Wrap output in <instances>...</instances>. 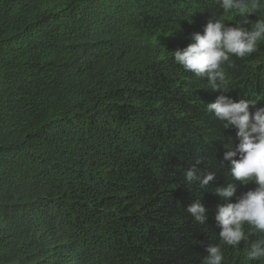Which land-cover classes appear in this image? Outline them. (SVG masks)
<instances>
[{
  "label": "trees",
  "instance_id": "obj_1",
  "mask_svg": "<svg viewBox=\"0 0 264 264\" xmlns=\"http://www.w3.org/2000/svg\"><path fill=\"white\" fill-rule=\"evenodd\" d=\"M186 3L225 27L264 20V0L246 24L221 0H0V264H206L214 245L222 264H264L247 259L264 234L219 237L218 206L257 186L224 160L239 139L207 110L221 93L172 55L205 29ZM231 60L221 90L254 114L264 39ZM190 170L216 179L187 183ZM229 183L231 199L216 195ZM199 200L205 224L186 210Z\"/></svg>",
  "mask_w": 264,
  "mask_h": 264
},
{
  "label": "clouds",
  "instance_id": "obj_2",
  "mask_svg": "<svg viewBox=\"0 0 264 264\" xmlns=\"http://www.w3.org/2000/svg\"><path fill=\"white\" fill-rule=\"evenodd\" d=\"M188 3L183 8L187 16L180 13L185 23L192 26L195 32L203 30V34H193L194 43L183 50L172 53L177 64L193 73L198 78L207 77L213 91L221 94L215 102L207 105V110L219 121L227 123L223 127L234 126L237 131L239 145L236 151L229 150L224 160L231 163L232 180L242 185L255 182V190H250L239 197L238 202L218 206L215 220L220 226V239L228 246L239 248L241 242L246 244L254 234H264V108L250 113V107L256 102L240 99L234 102L224 95L221 89L227 85L226 74L222 68L225 62L232 65L231 57L244 58L257 51L258 41L264 39V20H257L249 30L240 26L225 27V23L216 19L213 23L206 16H199L198 8L187 10ZM221 8L225 13H235L243 18L242 24L249 23L247 17L255 14L260 8V0H221ZM209 21V22H208ZM237 153L239 159H235ZM216 179L214 172L203 177L195 171L185 173V181H199L201 187L210 185ZM236 192L232 183L226 187L216 188V195L231 199ZM187 212L200 224L207 220V209L199 201L191 203ZM248 225L251 231H245ZM206 264H222L223 253L219 245L206 249ZM264 258V239H258L249 244L247 259L256 261Z\"/></svg>",
  "mask_w": 264,
  "mask_h": 264
},
{
  "label": "bare ground",
  "instance_id": "obj_3",
  "mask_svg": "<svg viewBox=\"0 0 264 264\" xmlns=\"http://www.w3.org/2000/svg\"><path fill=\"white\" fill-rule=\"evenodd\" d=\"M212 168H214V167H212ZM219 172V171H218Z\"/></svg>",
  "mask_w": 264,
  "mask_h": 264
}]
</instances>
